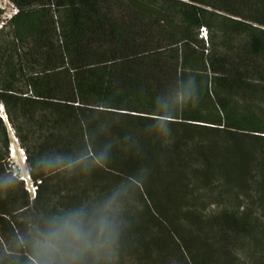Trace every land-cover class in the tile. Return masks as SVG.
Returning a JSON list of instances; mask_svg holds the SVG:
<instances>
[{
  "label": "trees",
  "instance_id": "trees-1",
  "mask_svg": "<svg viewBox=\"0 0 264 264\" xmlns=\"http://www.w3.org/2000/svg\"><path fill=\"white\" fill-rule=\"evenodd\" d=\"M10 1L0 264H263L264 0Z\"/></svg>",
  "mask_w": 264,
  "mask_h": 264
},
{
  "label": "clouds",
  "instance_id": "clouds-1",
  "mask_svg": "<svg viewBox=\"0 0 264 264\" xmlns=\"http://www.w3.org/2000/svg\"><path fill=\"white\" fill-rule=\"evenodd\" d=\"M53 223H59L60 227L50 232L43 240L36 241L37 255L41 260L34 261V264H53V260L57 255L62 257H68L75 259L77 255V249L72 246H66L65 250L62 251L60 237L63 233H70L75 239L81 238V231L78 227V218L70 217L61 219L59 221L54 220Z\"/></svg>",
  "mask_w": 264,
  "mask_h": 264
},
{
  "label": "rangeland",
  "instance_id": "rangeland-1",
  "mask_svg": "<svg viewBox=\"0 0 264 264\" xmlns=\"http://www.w3.org/2000/svg\"><path fill=\"white\" fill-rule=\"evenodd\" d=\"M15 6L10 0H0V27L3 24V22L15 11ZM3 109V107H0V111ZM7 122V120H5ZM8 124V130L10 134V143H9V150L12 153H10L9 162L12 165V168L18 172V174L26 173L28 171L27 162L23 161L21 158V155L19 154V145L21 144L14 139L13 134L14 130L12 127ZM16 135V134H15ZM24 182V181H23ZM25 186V182H24ZM40 239V238H39ZM260 260H262V263L264 264V254L260 255Z\"/></svg>",
  "mask_w": 264,
  "mask_h": 264
},
{
  "label": "built area",
  "instance_id": "built-area-1",
  "mask_svg": "<svg viewBox=\"0 0 264 264\" xmlns=\"http://www.w3.org/2000/svg\"><path fill=\"white\" fill-rule=\"evenodd\" d=\"M203 28V27H202ZM205 29H203L204 31ZM0 115L1 117L4 119V120H7V114L6 112L4 111V109L1 110L0 112ZM14 136V139L18 142V137L13 134ZM10 153H12V149L10 151ZM19 154L21 155V158L23 161H26V157H27V153H26V150L23 146H20L19 145ZM19 177L21 179H23V181L25 182V188L31 193L32 196H34L36 194V189H37V184L40 180H37L35 181L30 173H29V170L26 172V173H20L19 174Z\"/></svg>",
  "mask_w": 264,
  "mask_h": 264
}]
</instances>
